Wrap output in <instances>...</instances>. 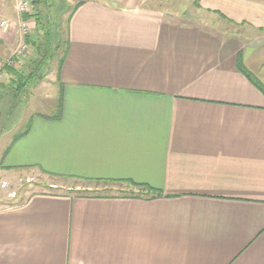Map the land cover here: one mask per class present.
I'll return each instance as SVG.
<instances>
[{
    "label": "crops",
    "instance_id": "crops-1",
    "mask_svg": "<svg viewBox=\"0 0 264 264\" xmlns=\"http://www.w3.org/2000/svg\"><path fill=\"white\" fill-rule=\"evenodd\" d=\"M64 1L61 117L0 177L86 184L0 201V264H264V0ZM20 20L0 0V67Z\"/></svg>",
    "mask_w": 264,
    "mask_h": 264
},
{
    "label": "rangeland",
    "instance_id": "rangeland-1",
    "mask_svg": "<svg viewBox=\"0 0 264 264\" xmlns=\"http://www.w3.org/2000/svg\"><path fill=\"white\" fill-rule=\"evenodd\" d=\"M184 3L187 4L188 2L186 3L185 1ZM163 6L165 9H172L176 13L184 12L183 8H185V6L182 5V0H171L167 2V5L166 2L163 1ZM64 12L61 14L62 23L58 21L57 23L53 22L54 30L52 31V34H54V37H56L57 40L64 42V44L61 45V50L59 51L55 59L51 62L50 72L42 80L32 83L29 82L23 88V91H19V93H16L15 89L17 88L15 86H17V83L10 75H5V80L1 82V87H3V85L11 86L12 84L14 87L12 86V89H10V91H7L5 89L6 92H4V90L2 91V93L0 92V162L2 156L8 150V146H10V144L18 136L27 131L35 116L41 115L46 116L47 119H50L53 118L59 110L62 100L59 76L61 72V60L66 50L68 29V16L64 14ZM34 27L35 23L31 26V29H33ZM36 33L37 32H35V35ZM19 34H21L20 27ZM20 36L21 35H19V37ZM30 36L31 39L34 38L33 32H31ZM19 43L20 41L15 44L13 51L16 49ZM8 56L11 57V55ZM34 57L35 50L33 46H30V51L22 57L20 63H17L16 68H18L21 72L23 68L25 69V64H28L29 61H31ZM24 74H26V72ZM55 183L57 182L51 179L49 176L42 175L41 177L36 178H23L22 180H20L19 186H14L12 183L3 182L0 177V201L4 199L8 202H14V200H18L19 198L23 200L31 193L48 192L51 190H55L59 193H69L67 188H69L70 185L76 186L80 184H86L77 182L72 183L71 181L61 180L59 183H57L59 185H56L61 186L58 190L51 189L52 186L55 185ZM62 186L65 188H63ZM117 188L120 194H128L127 186ZM99 192L110 193L106 190ZM115 193L117 192L115 191ZM8 194L9 197L7 199L6 197L8 196Z\"/></svg>",
    "mask_w": 264,
    "mask_h": 264
},
{
    "label": "trees",
    "instance_id": "trees-1",
    "mask_svg": "<svg viewBox=\"0 0 264 264\" xmlns=\"http://www.w3.org/2000/svg\"><path fill=\"white\" fill-rule=\"evenodd\" d=\"M31 2L33 6L32 10L28 13H25L22 16V19L24 21L33 20L35 23V27L33 29L34 38L31 39V36H27L25 38L26 43H28L29 46H33L35 50V57L31 61H29L28 64H25L26 65L25 69L23 68L21 72L18 68H16V66H5L3 68L5 75L8 76L10 75L17 83V86H15L17 88L15 89L16 93L17 92L19 93V91L20 92L23 91V88L29 82L32 83L42 80L50 72L51 62L55 59V57L58 55L59 51L61 50V45L64 44V42L57 40L56 37H54L52 31L54 30L53 22L54 23H57V21L61 22V17H62L61 14L64 11L68 10V7L66 6V2L64 0H31ZM35 32H37L36 35ZM66 53L67 51L65 50V54L61 60V67L65 59ZM25 72L26 74H24ZM1 85L2 84H0L1 93L3 90L4 92H6L5 89L7 91L8 90L10 91V89H12L13 86V84L11 86L3 85V87H1ZM62 110H63V105L61 100V104L58 112L55 114L53 118L50 119H60ZM44 117L47 118L46 116ZM20 137L21 136L17 138ZM131 185L137 187L139 191L138 193L140 194H143L144 192H147L148 194H152V195L157 194L156 191H154L153 189L147 186L141 184H131Z\"/></svg>",
    "mask_w": 264,
    "mask_h": 264
},
{
    "label": "built area",
    "instance_id": "built-area-1",
    "mask_svg": "<svg viewBox=\"0 0 264 264\" xmlns=\"http://www.w3.org/2000/svg\"><path fill=\"white\" fill-rule=\"evenodd\" d=\"M32 2L31 0H15V11L16 14H18V17L21 18L19 27L21 31V37H20V43L16 47V49L12 52L11 57L7 58L0 67V84L5 79V72L4 67L5 66H16L17 63H20V60L22 59L25 54H27L30 51V46L28 43H26L25 38L27 36L31 35V32H33V29H31L30 22L24 21L22 19V16L25 13H28L32 10ZM13 26V22H7L2 21L0 23V27L6 32ZM18 27V29H19Z\"/></svg>",
    "mask_w": 264,
    "mask_h": 264
}]
</instances>
